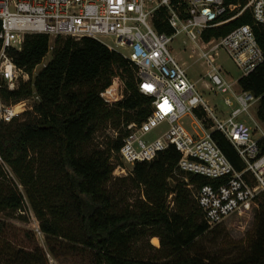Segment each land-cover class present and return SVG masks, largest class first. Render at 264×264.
Wrapping results in <instances>:
<instances>
[{"label":"trees","instance_id":"obj_1","mask_svg":"<svg viewBox=\"0 0 264 264\" xmlns=\"http://www.w3.org/2000/svg\"><path fill=\"white\" fill-rule=\"evenodd\" d=\"M247 3L226 0L227 5L240 8ZM237 12L226 14L223 20ZM164 17L160 12L155 26L171 34ZM243 25L254 27L264 54V26L255 24L249 9L203 36L219 38ZM49 49V36L28 35L22 50L10 51L31 80L22 82L18 90L4 91V100L28 98L34 84L41 103L25 114L24 121L18 118L0 125V214L25 209L21 185L53 254L57 247L88 253L91 264H228L200 245L219 226L209 230L188 188L189 184L200 187L213 182L180 172L181 156L175 148L160 152L153 161L137 163L129 177L114 175L121 164L125 127L141 124L151 114V98L138 89V66L97 40L61 37L55 41L52 60L34 76ZM115 76L123 80L125 97L109 105L101 94ZM239 85L260 97L257 117L264 123V62L241 78ZM195 112L211 124L203 111ZM106 127L117 133L115 139L106 146L96 145V135ZM212 137L236 170H244L230 141L218 131ZM262 148L264 152V141ZM132 189L139 196L130 202ZM255 226L247 248L230 264H264V193L258 199ZM155 237L160 239V248L151 244ZM0 263L44 264L36 252L12 248L1 252Z\"/></svg>","mask_w":264,"mask_h":264},{"label":"built area","instance_id":"obj_2","mask_svg":"<svg viewBox=\"0 0 264 264\" xmlns=\"http://www.w3.org/2000/svg\"><path fill=\"white\" fill-rule=\"evenodd\" d=\"M247 9L255 24L264 26V0H248L243 8L227 5L226 0H0V125L33 112L41 103L34 84L33 94L26 99L6 102L3 98L4 91L18 90L22 82L31 80V75L19 68L10 55L11 50H22L28 35L50 37L47 55L53 52L57 38L97 40L138 66V89L151 98L149 117L141 124L125 127L119 152L124 166L118 165L114 175H126L127 167L133 170L137 163L153 161L160 152L175 148L181 156L177 166L180 172L213 182L200 187L188 185L209 230H213L234 215L256 209L264 193V131L255 138L248 124V119H255L254 108L260 97L239 85L241 78L264 62L254 27L243 25L226 36L209 40L203 36ZM235 11V16L223 20ZM160 12H164V22L172 28L171 34L156 28L154 19ZM179 36L184 38L186 49L191 42L190 51L198 52L208 65L207 76L215 92L223 95L226 110L216 113L209 106L197 82L190 79L187 69L172 53L170 44ZM221 50L241 71L238 82L224 76V67L217 62ZM101 97L109 105L124 99L120 76L113 78ZM196 110L203 111L211 124ZM187 117L192 118L191 129L184 123ZM162 125L167 129L151 139L154 130ZM214 131L230 141L244 170L238 171L231 164L213 139ZM185 182L189 183L188 177Z\"/></svg>","mask_w":264,"mask_h":264},{"label":"rangeland","instance_id":"obj_3","mask_svg":"<svg viewBox=\"0 0 264 264\" xmlns=\"http://www.w3.org/2000/svg\"><path fill=\"white\" fill-rule=\"evenodd\" d=\"M108 43L114 45V42L111 40H108ZM192 46L193 44L189 42L187 45L188 49H186L184 45V38L179 36L170 44V49L187 69L190 79L197 82V87L204 95L209 106L216 113L226 110L223 102V95L215 92L216 87L212 80L207 76L209 68L208 65L199 58L198 52L190 51ZM121 51L123 53L126 52L122 49ZM190 55H193V57H190ZM52 58V53L47 55L43 59V62L36 67L33 75L42 71L45 65H47ZM217 62L224 67V71L226 72L224 76L227 80L238 82L242 77L241 71L232 59L229 58L225 51H220L217 57ZM258 106L259 103L255 105L254 108L255 119H248V124L252 128L255 138H259L264 131V123L257 117ZM26 118V115H23L20 118V121H24ZM184 123L188 129L193 127L191 117L185 118ZM166 129L167 126L162 125L154 130L150 138L154 139L160 136ZM116 135L117 134L112 130V128L106 127L96 135L95 144L99 146H106L110 141L115 139ZM120 163L121 164L118 165L124 166L121 160ZM132 171L133 170H131L130 167H127L126 175H117L116 177H129L132 175ZM13 178L19 185L17 178L15 176H13ZM173 183L175 184L176 182L174 181ZM19 188L26 197V207L23 211H18L16 213L0 214V254L1 252H5L7 248H12L26 252H36L44 264H91L92 258L88 253L66 252L64 249L59 247L56 248L57 254H53L50 251L46 243L45 235L41 231L40 222L30 205L26 192L21 185ZM138 196L139 192L136 189H132L128 193L130 202H133L135 198H138ZM256 209L251 212L244 213L243 215L232 216L217 229L207 234L200 241V245L211 255L219 258L221 261L228 264L232 263L236 260L241 251L247 248L249 240L255 235ZM151 244L154 247L160 248V239L157 237L152 238Z\"/></svg>","mask_w":264,"mask_h":264}]
</instances>
